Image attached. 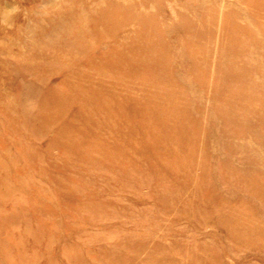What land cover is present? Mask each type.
<instances>
[{"label":"rangeland","instance_id":"obj_1","mask_svg":"<svg viewBox=\"0 0 264 264\" xmlns=\"http://www.w3.org/2000/svg\"><path fill=\"white\" fill-rule=\"evenodd\" d=\"M0 264H264V0H0Z\"/></svg>","mask_w":264,"mask_h":264}]
</instances>
